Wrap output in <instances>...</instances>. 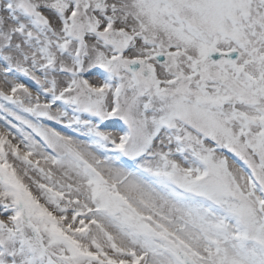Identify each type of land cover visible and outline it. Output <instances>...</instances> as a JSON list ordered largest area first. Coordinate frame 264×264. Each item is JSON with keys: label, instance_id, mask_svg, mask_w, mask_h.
I'll return each instance as SVG.
<instances>
[{"label": "snow or ice", "instance_id": "6c2138e0", "mask_svg": "<svg viewBox=\"0 0 264 264\" xmlns=\"http://www.w3.org/2000/svg\"><path fill=\"white\" fill-rule=\"evenodd\" d=\"M0 264H264V0H0Z\"/></svg>", "mask_w": 264, "mask_h": 264}]
</instances>
